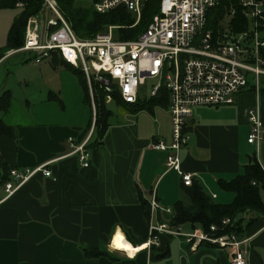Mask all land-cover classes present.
Here are the masks:
<instances>
[{
    "label": "crops",
    "instance_id": "obj_1",
    "mask_svg": "<svg viewBox=\"0 0 264 264\" xmlns=\"http://www.w3.org/2000/svg\"><path fill=\"white\" fill-rule=\"evenodd\" d=\"M6 43L0 42V48ZM54 54L61 59L53 53L47 59L52 66L81 72L53 61ZM11 56L8 52L0 67ZM70 82V90L50 89L38 103L25 97L20 115L10 113L11 106L7 112L0 110V120L17 136L0 137V264H233L229 249L208 243L191 249L183 239L167 234L160 236V246L153 251L142 249L130 256L111 248L118 233L134 248L143 246L150 239L151 223H168L174 205L189 202L178 172L166 166L168 152L153 148L159 140L171 141V118L168 108L160 107L136 112L132 105H117L115 114L108 106L113 100L106 101L111 117L101 144L89 149L90 167L83 168L76 156H68L69 146L71 140L80 144L87 139L94 102L91 109L80 81ZM72 95L73 110H68ZM255 102V95L247 92L234 105L196 107L185 128L188 142L180 153L181 169L209 196H216L218 204L236 198L221 184L232 183L250 164L264 168V140L259 148L248 143L247 112ZM32 105L42 109L29 112ZM48 162L50 177L36 174L5 200L7 172L33 170ZM153 199L171 212L153 217ZM243 226L242 238H251L248 264H264V221L247 214ZM171 227L191 232L187 225ZM84 248L107 255L87 258Z\"/></svg>",
    "mask_w": 264,
    "mask_h": 264
},
{
    "label": "built area",
    "instance_id": "obj_2",
    "mask_svg": "<svg viewBox=\"0 0 264 264\" xmlns=\"http://www.w3.org/2000/svg\"><path fill=\"white\" fill-rule=\"evenodd\" d=\"M149 0H98L94 10L101 15L123 9L133 15L136 26ZM22 0L15 8L24 9ZM219 12V14H218ZM221 15V18H220ZM215 22L217 30L210 27ZM117 26L92 38H79L60 9L58 0H42L41 9L26 24L24 44L11 55L26 53L40 65L53 53L68 65L81 70L94 102L96 85L108 94L117 87L127 104L137 103L148 81L154 82L149 98L161 91L168 94V113L171 118V141L153 144L158 151L168 152L166 166L178 172L185 187L193 185L192 174L181 169L180 153L187 145L185 128L196 107L234 105L248 88L254 86L256 104L247 112L250 124L248 143L260 147L264 140V124L260 106V80L264 77V0H160L158 11L147 29L135 40L114 38ZM94 122L87 139L76 144L70 141L68 156H76L83 168L90 167L88 144L94 134ZM51 162L30 170H11L5 183V200L13 196L36 174L50 177ZM264 170V168H262ZM255 186L256 183H253ZM216 196H212L214 199ZM151 215L170 213L153 199ZM224 219L222 227L232 225ZM219 227L212 225L208 232H191L172 228L169 223L149 226L150 239L145 250L160 246V236L181 238L195 249L203 243L229 249L233 264H248L251 238L235 233L218 235ZM116 251V250H115Z\"/></svg>",
    "mask_w": 264,
    "mask_h": 264
},
{
    "label": "trees",
    "instance_id": "obj_3",
    "mask_svg": "<svg viewBox=\"0 0 264 264\" xmlns=\"http://www.w3.org/2000/svg\"><path fill=\"white\" fill-rule=\"evenodd\" d=\"M20 0H0V10L15 9L16 3ZM26 3V7L15 18L10 29L7 43L0 48V61L11 50L19 49L24 44L25 28L28 19L35 15L42 6V0H22ZM83 0H58L61 11L66 19L72 25V28L79 38H92L95 35L105 32L109 26H117L118 29L114 32V38L118 41L135 40L148 27L152 17L157 13L160 0H149L143 9L140 22L132 27L136 19L133 15L123 9H117L108 14H98L93 5L98 0H90L92 5L90 7H81L77 4ZM219 14V12H218ZM221 18V15H220ZM215 22L210 23V27L217 30ZM261 57L264 59V50L261 52ZM53 61H59L64 64L63 60L58 58L56 54L52 57ZM74 74L78 75L80 83L85 93V103L92 109V100L90 98L88 86L85 76L82 72L71 69ZM82 73V74H81ZM260 106L262 113V120L264 124V77L260 80ZM96 94L94 98V105L96 109V117L94 124V134L88 144V149L96 148L101 144V140L105 134L107 123L111 117L106 104L107 93L96 85ZM254 86L248 88L244 93H253ZM243 93V94H244ZM113 102L116 105H131L125 103L117 90L114 87V92L111 93ZM12 104V95L10 91H6L0 97V110L7 112ZM169 99L165 91H161L157 97L147 98L140 95L137 103L132 104L133 110L153 112L154 108H168ZM6 135L16 139V132L14 128L7 126L0 120V137ZM7 172L6 176H8ZM6 183V182H5ZM253 183H256L254 186ZM221 187L235 193V199L231 204H218L209 196L200 184H194L191 187H186L188 203L178 201L173 208V215L167 219L168 223L175 226H185L190 228V231L195 229H202L208 232L210 226L215 225L219 227L218 235L235 233L238 237H243V222L245 215L253 214L264 221V170L259 164L253 163L246 167L245 172L238 176L230 184H221ZM231 219L232 225L226 228L222 227L224 219ZM165 221V220H164ZM133 243V242H132ZM134 247V246H133ZM157 248H152L151 251ZM83 253L87 258H97L102 255L96 248H84Z\"/></svg>",
    "mask_w": 264,
    "mask_h": 264
},
{
    "label": "rangeland",
    "instance_id": "obj_4",
    "mask_svg": "<svg viewBox=\"0 0 264 264\" xmlns=\"http://www.w3.org/2000/svg\"><path fill=\"white\" fill-rule=\"evenodd\" d=\"M77 5L90 7L92 3L90 0H83ZM19 14V9L0 10V42L8 39L12 24ZM24 58H29V55L26 53H18L11 56L0 67V96L5 91L12 92L13 103L10 108V113L14 115H20L22 112V102L25 97L30 96L38 103L45 99V95L50 89L56 88V92L58 91L57 88L61 89L64 86L67 91V89L70 90L72 87V83L70 82L71 78L80 81L77 75L66 69L68 68L67 66H52L47 59L43 60L40 65H36L32 63V60L25 61ZM153 84L154 82L152 81L147 82L146 87L143 88V96L149 98L150 88ZM46 85L48 86L47 89H45ZM72 99L74 102L75 97L73 95L69 98V103L67 104L68 110H73ZM108 106L113 113L119 114V108H117L115 102H112ZM41 109L40 105L36 107L32 105L29 112L35 113Z\"/></svg>",
    "mask_w": 264,
    "mask_h": 264
},
{
    "label": "bare ground",
    "instance_id": "obj_5",
    "mask_svg": "<svg viewBox=\"0 0 264 264\" xmlns=\"http://www.w3.org/2000/svg\"><path fill=\"white\" fill-rule=\"evenodd\" d=\"M111 248L116 251L120 250L121 252H126L128 255L132 256L135 252L137 253L142 249H145V245L134 248L131 244H129V242H127L121 233H118L114 244H111Z\"/></svg>",
    "mask_w": 264,
    "mask_h": 264
}]
</instances>
